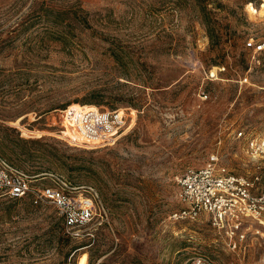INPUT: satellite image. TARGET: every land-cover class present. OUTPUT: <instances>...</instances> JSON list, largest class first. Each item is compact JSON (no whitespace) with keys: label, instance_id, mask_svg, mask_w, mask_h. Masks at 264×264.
Returning a JSON list of instances; mask_svg holds the SVG:
<instances>
[{"label":"rangeland","instance_id":"rangeland-1","mask_svg":"<svg viewBox=\"0 0 264 264\" xmlns=\"http://www.w3.org/2000/svg\"><path fill=\"white\" fill-rule=\"evenodd\" d=\"M258 45L264 0H0V155L101 200L72 238L54 206L0 195V264H264L263 237L235 248L207 216H173L178 177L212 155L264 185L237 137L264 135ZM79 106L123 111L113 145L73 141Z\"/></svg>","mask_w":264,"mask_h":264},{"label":"built area","instance_id":"built-area-1","mask_svg":"<svg viewBox=\"0 0 264 264\" xmlns=\"http://www.w3.org/2000/svg\"><path fill=\"white\" fill-rule=\"evenodd\" d=\"M255 48L254 42L247 44ZM264 46L258 45L256 51ZM63 127L76 135L75 141L98 148L113 145L126 127L123 111H101L97 107H70L63 111ZM246 153L253 160H264V135L240 131ZM260 168V167H258ZM259 175L239 176L221 165L212 155L200 168H188L177 179L184 207L174 213L175 220L195 221L205 215L212 227L224 233L236 248L249 235L264 238V185ZM0 195L27 199L34 206L56 208L66 233L79 238L98 216L101 204L93 188L73 186L63 178L30 176L0 155ZM97 264H104L99 261ZM192 264H212L197 258Z\"/></svg>","mask_w":264,"mask_h":264},{"label":"bare ground","instance_id":"bare-ground-1","mask_svg":"<svg viewBox=\"0 0 264 264\" xmlns=\"http://www.w3.org/2000/svg\"><path fill=\"white\" fill-rule=\"evenodd\" d=\"M71 134H72V136L71 137H73V138H75L76 137V135L74 134V133H72V132H70Z\"/></svg>","mask_w":264,"mask_h":264}]
</instances>
